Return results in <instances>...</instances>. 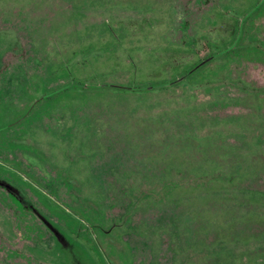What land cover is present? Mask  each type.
Instances as JSON below:
<instances>
[{
	"label": "rangeland",
	"instance_id": "obj_1",
	"mask_svg": "<svg viewBox=\"0 0 264 264\" xmlns=\"http://www.w3.org/2000/svg\"><path fill=\"white\" fill-rule=\"evenodd\" d=\"M0 264H264V0H0Z\"/></svg>",
	"mask_w": 264,
	"mask_h": 264
},
{
	"label": "trees",
	"instance_id": "obj_2",
	"mask_svg": "<svg viewBox=\"0 0 264 264\" xmlns=\"http://www.w3.org/2000/svg\"><path fill=\"white\" fill-rule=\"evenodd\" d=\"M224 50V48H220L219 50L218 49H215V50H213L211 53V56H214V57H216L218 54H221V52ZM192 67H194V65H191ZM195 68V67H194ZM184 71H186V70H184Z\"/></svg>",
	"mask_w": 264,
	"mask_h": 264
}]
</instances>
